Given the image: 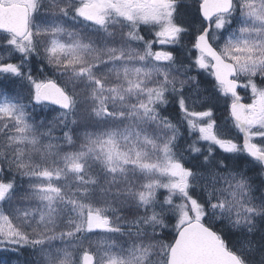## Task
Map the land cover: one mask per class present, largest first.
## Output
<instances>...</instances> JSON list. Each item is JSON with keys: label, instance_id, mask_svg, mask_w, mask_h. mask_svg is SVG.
Listing matches in <instances>:
<instances>
[{"label": "snow or ice", "instance_id": "snow-or-ice-1", "mask_svg": "<svg viewBox=\"0 0 264 264\" xmlns=\"http://www.w3.org/2000/svg\"><path fill=\"white\" fill-rule=\"evenodd\" d=\"M0 250L264 264V0H0Z\"/></svg>", "mask_w": 264, "mask_h": 264}, {"label": "trees", "instance_id": "trees-1", "mask_svg": "<svg viewBox=\"0 0 264 264\" xmlns=\"http://www.w3.org/2000/svg\"><path fill=\"white\" fill-rule=\"evenodd\" d=\"M205 78L206 79H211L208 76H206ZM244 95H245V98L248 96L247 93H245ZM217 102L219 103V106H217V111H218L217 114L218 115H224V114H226L225 113V109H224V101L223 100H219ZM248 102H249V100H248ZM15 260H16V257L15 256L10 255L9 253L0 250V264H10V262H13Z\"/></svg>", "mask_w": 264, "mask_h": 264}, {"label": "rangeland", "instance_id": "rangeland-1", "mask_svg": "<svg viewBox=\"0 0 264 264\" xmlns=\"http://www.w3.org/2000/svg\"><path fill=\"white\" fill-rule=\"evenodd\" d=\"M187 1V4H190V3H193L192 2V0H186ZM193 74H195V73H193ZM204 76L206 77L207 76V73H204ZM202 87H203V85H202ZM245 92H247V91H245ZM247 98L250 100V103H251V96H250V92H247ZM213 103H215L216 104V107H217V101L216 100H213ZM226 113V112H225ZM226 114H224V115H222V117H224ZM235 131V129H233V132Z\"/></svg>", "mask_w": 264, "mask_h": 264}, {"label": "water", "instance_id": "water-1", "mask_svg": "<svg viewBox=\"0 0 264 264\" xmlns=\"http://www.w3.org/2000/svg\"><path fill=\"white\" fill-rule=\"evenodd\" d=\"M242 103H244V102L242 101Z\"/></svg>", "mask_w": 264, "mask_h": 264}]
</instances>
